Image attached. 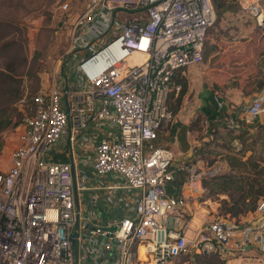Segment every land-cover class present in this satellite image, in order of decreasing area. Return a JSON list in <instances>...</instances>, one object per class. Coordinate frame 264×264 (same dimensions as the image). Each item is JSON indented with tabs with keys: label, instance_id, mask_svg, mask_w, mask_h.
Segmentation results:
<instances>
[{
	"label": "built area",
	"instance_id": "built-area-1",
	"mask_svg": "<svg viewBox=\"0 0 264 264\" xmlns=\"http://www.w3.org/2000/svg\"><path fill=\"white\" fill-rule=\"evenodd\" d=\"M261 1L239 3L257 18ZM118 11L144 14L117 21ZM215 18L212 0L86 1L70 27L57 82L33 96L11 135L8 166L0 167V264H179L206 257L264 264V199L239 218H196L190 200L215 170L157 142L174 117L168 100L181 89L177 72L202 62ZM213 98L225 108L220 124H264V87L233 107L217 92ZM87 129L96 135L88 152L77 147ZM176 169L186 179L181 195L170 196L166 185ZM100 192L119 215L105 221L87 211ZM80 193L89 194L84 205Z\"/></svg>",
	"mask_w": 264,
	"mask_h": 264
},
{
	"label": "rangeland",
	"instance_id": "rangeland-1",
	"mask_svg": "<svg viewBox=\"0 0 264 264\" xmlns=\"http://www.w3.org/2000/svg\"><path fill=\"white\" fill-rule=\"evenodd\" d=\"M86 1L0 0V20L12 22L17 20L18 22L15 23L22 28L13 34V37L17 39V44L10 43L2 49L1 47L9 39L0 43V67L14 69L15 83L19 85L18 97L13 105L17 117L20 118L19 112L21 114L22 110V115L27 113L33 102L29 101L33 100V96L37 92L49 90L57 82L58 74L61 72L62 55L69 47L70 27L74 19L83 11ZM228 1L227 7L219 19H217L216 12L215 22L208 30L209 37L204 47L202 62L189 67L190 73L184 75L190 93L181 104L182 111L177 116L176 123L187 125L193 118H196L195 120L200 123L197 124V129L190 138L191 144L195 146L192 155L188 157L189 155H186L185 152L179 158L193 160L195 151L199 149V164L204 169L215 170L213 176L206 177L210 179L232 172L227 163V157L233 154L246 163L244 167L246 176L260 180L264 178V172L262 173L260 169V166H264L261 160L264 158V147L262 142L259 143L261 136L252 150L251 138L248 135L238 134L239 136L232 140L231 137H224L225 134H216L212 138L209 136L210 132H206V123L201 124V118L196 117L202 110L199 94L202 97L204 93L217 92L225 103L241 104L258 92L259 85L264 83V0L261 1L262 13L257 18L250 17L243 11L239 3L240 0ZM63 4L68 5L67 9H62ZM142 14L144 13L140 11H118L116 17L117 21L129 20L136 19ZM115 28L114 25L113 31H116ZM23 99H26V102H23ZM172 126L169 128L170 130ZM92 128H95L93 124ZM108 129L115 130V128L105 126V130ZM13 130L14 128L7 132L13 133ZM166 134L172 133L167 131ZM11 135L14 134H1L3 148L6 143L10 145ZM163 139L161 145L170 149L172 146L177 148L175 138L167 140L164 137ZM175 149L172 150L179 153ZM3 165L4 162H0V167ZM100 181L104 185L114 183L112 178L101 177ZM94 183H97V179L94 180ZM238 195L236 192L210 195L205 189L197 200H190V205L198 219L232 218L230 215H226V208L232 204V198L238 197ZM80 196L84 205L83 199L88 201L89 194L80 193ZM109 198L108 193L100 192L97 197L92 199L87 211L94 214L100 212L105 221L112 215H119L117 207H110ZM243 262L257 264L255 261L243 260ZM179 264L221 263L217 257H206L200 258L196 262Z\"/></svg>",
	"mask_w": 264,
	"mask_h": 264
},
{
	"label": "trees",
	"instance_id": "trees-1",
	"mask_svg": "<svg viewBox=\"0 0 264 264\" xmlns=\"http://www.w3.org/2000/svg\"><path fill=\"white\" fill-rule=\"evenodd\" d=\"M215 11L217 12V19L220 18L222 12L226 9L228 0H212ZM247 14V13H246ZM248 15V14H247ZM250 16V15H248ZM251 17V16H250ZM1 19V18H0ZM15 21H1L0 20V43L6 39H9L1 48L4 49L10 43L12 45L17 44V39L13 37V34L22 30V28ZM208 32L205 40L208 39ZM205 47V45H204ZM1 55V53H0ZM204 56V50H203ZM24 67V66H22ZM186 70V69H184ZM179 70L176 76V80L181 85L180 92L177 96L171 94L168 100V107L172 111L173 120L165 128H162V132L157 135V142L163 143L164 133L167 131L172 133L173 137H175V143H177V148L175 149L173 146L172 149L177 150L178 152H187L191 148V144L189 142V135L187 131H190L193 134L197 129V124L200 123L196 121L194 118L188 122L187 125H181L176 123L177 115L180 112L181 104L183 99L188 91L187 79L184 76L185 74L181 73ZM13 73H15L14 69H10L8 67H0V152L3 148V139L1 134L7 133L8 130L17 127L22 120V111L21 114L19 112V117L15 114L14 104L18 97L19 93V85L15 83V78ZM264 87V83L259 85V90ZM258 90V91H259ZM32 98V97H31ZM202 110L196 115V117L201 118V124L206 123V132H210L209 136H214L216 134H225L224 137H231V140L237 136L238 134H246L251 138V148L255 144L258 143L259 137L261 136L262 146L264 147V124H259L255 127L250 128H240L238 130L227 127L226 125L220 124L218 119L220 117H224L225 108L223 111L217 109V106L214 102L213 92H207L202 95ZM223 99V98H222ZM224 100V99H223ZM33 100L29 101L32 102ZM23 102H26V99H23ZM21 103L23 106L24 103ZM33 104V102H32ZM239 103L228 104L230 107L237 106ZM20 109V108H19ZM21 110V109H20ZM194 117V115H193ZM175 120V123H174ZM178 121V120H177ZM173 125V126H172ZM172 126L171 130L169 129ZM234 135V136H232ZM236 135V136H235ZM168 145V144H167ZM194 155V154H193ZM199 149L195 151V158L192 160L193 162L198 161L200 158ZM262 163H264V158L261 159ZM261 162V161H260ZM227 163L231 167L232 172L227 174H221L218 176H214L210 179L204 178L202 179V185L204 190L207 189L208 193L211 194H220V193H229L236 192L238 193V197L232 198V204L226 208V215H230L232 218H239L240 216H246L247 214L254 212L258 202L261 199H264V178L255 179L246 176L244 172V167L246 165L245 162L241 161L240 158H237L233 154L227 157ZM258 165V163H257ZM262 173L264 172V166H260ZM211 177V176H210ZM186 179V173L183 170H175L173 180L167 183V193L170 196H179L182 193L183 184Z\"/></svg>",
	"mask_w": 264,
	"mask_h": 264
},
{
	"label": "crops",
	"instance_id": "crops-1",
	"mask_svg": "<svg viewBox=\"0 0 264 264\" xmlns=\"http://www.w3.org/2000/svg\"><path fill=\"white\" fill-rule=\"evenodd\" d=\"M189 68V67H188ZM188 68H186V71H185V73H190V68L188 69ZM187 75V74H186ZM189 93H190V90H188L187 91V93H186V95H185V97H184V99H183V102H184V100H185V98L187 97V96H189ZM201 97V94H199V99L201 100V103H202V97ZM202 105V104H201ZM182 107L183 106H181V110H180V112H179V114L181 113V111H182ZM179 114L177 115V116H179ZM186 123V122H185ZM7 134H13V133H11V132H7ZM95 134L93 133V131H92V129H87V130H85L84 132H82V134H79V138H78V142H77V147H78V149H80V150H82V151H91V149H93V145L95 144ZM189 142H190V144H191V137L193 136V134H189ZM164 137H165V139H173V138H175V137H173V135L172 134H164ZM10 145L8 144V143H6V145L4 146V148L2 149V152H1V156H2V158H3V160L6 162L2 167H1V169H5L7 166H8V162H9V152H10V149H11V147L14 145V143H15V141L16 140H14L13 138H12V136H10ZM194 147L195 146H193L192 144H191V148L189 149V151H192L193 149H194ZM8 152V153H7ZM8 161V162H7Z\"/></svg>",
	"mask_w": 264,
	"mask_h": 264
},
{
	"label": "water",
	"instance_id": "water-1",
	"mask_svg": "<svg viewBox=\"0 0 264 264\" xmlns=\"http://www.w3.org/2000/svg\"><path fill=\"white\" fill-rule=\"evenodd\" d=\"M67 88H65L64 90H66ZM66 113L68 114V108H66ZM74 236H76V233L74 234ZM74 245H76V240H74Z\"/></svg>",
	"mask_w": 264,
	"mask_h": 264
}]
</instances>
